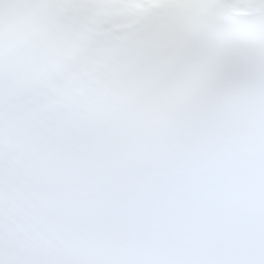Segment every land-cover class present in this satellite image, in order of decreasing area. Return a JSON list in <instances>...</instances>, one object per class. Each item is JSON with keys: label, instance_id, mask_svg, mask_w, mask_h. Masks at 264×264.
Instances as JSON below:
<instances>
[{"label": "snow or ice", "instance_id": "snow-or-ice-1", "mask_svg": "<svg viewBox=\"0 0 264 264\" xmlns=\"http://www.w3.org/2000/svg\"><path fill=\"white\" fill-rule=\"evenodd\" d=\"M0 264H264V0H0Z\"/></svg>", "mask_w": 264, "mask_h": 264}]
</instances>
